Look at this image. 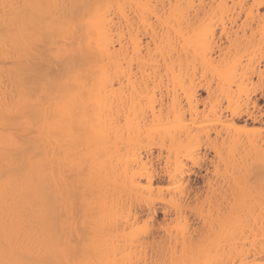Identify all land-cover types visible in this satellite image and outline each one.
I'll use <instances>...</instances> for the list:
<instances>
[{"label": "bare ground", "instance_id": "obj_1", "mask_svg": "<svg viewBox=\"0 0 264 264\" xmlns=\"http://www.w3.org/2000/svg\"><path fill=\"white\" fill-rule=\"evenodd\" d=\"M61 3L67 45L0 43V264H264V187L251 221L248 189L235 186L247 179L230 172L240 146L264 172V135L231 125L261 121L264 90L253 80L264 79V0ZM161 86L165 112L154 105ZM161 149L174 166L165 172L154 165ZM202 149L232 154L235 187L228 177L223 212L209 195L206 210L217 214L202 215L198 232L187 217L199 209L182 188L194 170L183 159ZM158 210L169 222L156 224Z\"/></svg>", "mask_w": 264, "mask_h": 264}, {"label": "rangeland", "instance_id": "obj_2", "mask_svg": "<svg viewBox=\"0 0 264 264\" xmlns=\"http://www.w3.org/2000/svg\"><path fill=\"white\" fill-rule=\"evenodd\" d=\"M17 1H18V3H17ZM25 1H27V0H25ZM56 1V2H55ZM29 0L28 2L29 3H27V5H24V0H0V43H1V45L2 46H4V47H9L10 45H12V44H16L17 43V45L19 46L20 45V42H23L24 41V43L23 44H21L20 46H24V45H26V47L28 46V47H44V48H52V47H54V46H56V45H58V46H61L62 44H63V42H64V46H65V44L67 43H65V41H68L67 39L65 40V38L67 37L66 35V33H67V31L66 32H64V29L66 30L67 29V19L65 18V17H63V16H61V18L63 17V18H65V20H64V23L61 21V20H59L60 19V17H59V12L61 13V11L62 10H60L61 8L60 7H63L64 5H63V3H61L62 2V0ZM65 1V0H64ZM21 2H22V4H21ZM50 2V3H49ZM60 2V3H59ZM53 3V4H52ZM28 5H31V6H28ZM53 5H56V6H53ZM58 5V6H57ZM63 5V6H62ZM25 6V7H24ZM264 6V5H263ZM263 6H260V8L261 9H259L261 12L264 10V7ZM26 7H28V8H26ZM52 7H53V9H55V10H53L52 9ZM55 7V8H54ZM263 7V8H262ZM51 8V9H50ZM59 8V9H58ZM64 8V7H63ZM13 9H15V13L13 12L14 10ZM52 10L54 11V12H52ZM60 10V11H59ZM64 11L63 12H65V9H63ZM55 11H57V12H55ZM50 12H52V14H51V16H55V15H58V16H55V18L53 17H51V16H49V14H50ZM14 13V14H13ZM55 14V15H54ZM60 15H62V14H60ZM64 15H65V13H64ZM31 16L33 17V18H31ZM49 16V17H48ZM36 19L37 20V22L36 21H34L33 19ZM57 18H59V19H57ZM30 19V20H29ZM31 19H32V21H31ZM48 19H50L49 21H48ZM55 19V20H54ZM53 21L54 20V22L53 23H50V21ZM58 20V22H56ZM30 21V22H29ZM34 21V23L35 24H32L31 22H33ZM39 21V22H38ZM49 23H48V22ZM62 22V24H61V22ZM66 21V22H65ZM19 22H21V23H19ZM23 22H26V23H23ZM43 22V23H42ZM18 23H19V25H18ZM40 25H39V24ZM45 23H47L46 25H45ZM54 23H56L55 24V27H54ZM22 24V25H21ZM24 24H26V26H27V28H26V26L24 25ZM28 24V25H27ZM30 24H32V25H30ZM44 24V25H43ZM50 24H52V25H50ZM23 27H21V26ZM37 25H39V26H37ZM43 25V26H42ZM58 25V26H57ZM61 25H63V26H61ZM64 25H66V28H65V26ZM20 28H19V27ZM34 26H35V28H34ZM37 26V27H36ZM52 26V27H51ZM24 27H25V29H24ZM28 27H29V29H28ZM41 29H40V28ZM56 27L57 28H61V30L60 29H56ZM9 28V29H8ZM19 28V29H18ZM32 28V29H31ZM38 28V29H37ZM62 28H64V29H62ZM21 29V30H20ZM27 29V30H26ZM17 30L19 31V32H17ZM23 32L25 33V32H27V33H25V34H23ZM60 32V33H59ZM63 32V33H62ZM18 34V35H17ZM64 34H65V36H64ZM218 34V33H217ZM22 37H21V36ZM256 37H258V36H256ZM224 38V37H223ZM222 38V39H223ZM262 38V40L260 39V37H259V39L262 41V43L264 42V37H261ZM221 39V40H222ZM257 39V38H256ZM56 40V41H55ZM226 39H223L222 40V43H224V44H226L227 43V40L225 41ZM16 41H18V42H16ZM54 41H55V43H54ZM13 42V43H12ZM53 42V43H52ZM257 42V41H256ZM29 43V44H28ZM37 43V45L38 44H40V45H35V44ZM54 44V45H52V44ZM254 43H255V40H254ZM4 44V45H3ZM31 44V45H30ZM34 44V45H33ZM255 44H258V45H260L261 43H260V41L258 42V43H255ZM0 45V46H1ZM44 45V46H43ZM67 45V44H66ZM257 46V45H256ZM264 45L262 44L261 45V51L263 50L264 51V47H263ZM260 47V46H259ZM262 53H264V52H262ZM261 64H262V66H263V63L261 62ZM261 66V67H262ZM260 81L261 80H257L256 81V79H254L253 80V82L254 83H256V85H258L257 86V89H259L260 90V88H261V90L263 89L264 90V83L262 84V82H264V79L261 81V83H260ZM253 83V84H254ZM215 84V83H214ZM252 84V85H253ZM211 85H213V82L211 83ZM216 85V84H215ZM255 84H254V86H253V88L256 86ZM263 85V86H262ZM251 86V85H250ZM261 86V87H260ZM160 87V86H159ZM162 88H160V90H161V93H160V90H159V88L157 89V90H159L158 92L160 93H158L157 92V90H155V97H156V95H157V97H158V94H159V97H162V100H161V98H155L156 100V102H154V105H156L155 106V108L157 109V107H159V108H161L162 106L161 105H164L163 104V101H164V103H165V100L168 98V96H166L165 95V88L163 87V86H161ZM213 87H214V85H213ZM212 87V88H213ZM215 87H217V86H215ZM215 87L213 88V90L215 89ZM252 87V86H251ZM163 89V90H162ZM256 89V88H255ZM259 90H256L257 92L259 91ZM218 91V90H217ZM157 92V93H156ZM162 92H164L163 94H162ZM162 94V95H161ZM198 94H199V96H202V97H204L205 96V92L203 91V90H200L199 89V91H198ZM214 94H215V92H214ZM216 95H219L218 93L216 94ZM213 96H215V95H213ZM221 96V95H220ZM164 97H167V98H165L164 99ZM218 97V96H217ZM253 97V96H252ZM214 98V97H213ZM212 98V99H213ZM216 98V97H215ZM219 98V97H218ZM221 99L223 98V97H220ZM217 99L218 100V105H219V101L221 100V99ZM160 100V101H159ZM182 100H184V99H182ZM213 100H215V99H213ZM223 100L224 101H220V107L219 108H221V107H225V106H222V104H224L225 105V98H223ZM169 101V98L167 99V102ZM160 102V103H159ZM162 102V103H161ZM182 102H184V101H181V104H183V106H184V108L186 109L187 107H186V104H185V102L184 103H182ZM217 102V101H216ZM216 102H214L213 101V103H215V104H217ZM159 103V104H158ZM161 104V105H160ZM185 104V105H184ZM154 105H153V108H154ZM165 106L166 105H164L163 107L165 108ZM201 107H202V105H200ZM199 106V107H200ZM258 106V107H257ZM257 106H256V108L254 109V111H256L255 113L256 114H261V121H259V122H255V123H253V122H250V120H244V119H242V120H240V119H235V121L233 122V124L231 123V125L232 126H234L233 128L236 130V131H240V133L239 134H242V133H244V132H246V131H248V133H246V134H249L250 132H252V134L255 136V137H258L259 135L260 136H262V135H264V98L262 99V100H260L259 102H258V104H257ZM162 107V112H165V111H163V108ZM154 108V109H155ZM221 109H223V108H221ZM156 112H157V110H155ZM258 112V113H257ZM188 114V113H187ZM186 118H188L187 117V115H186ZM245 121V122H244ZM228 123H229V121H228ZM229 125V124H228ZM230 127V126H229ZM237 128V129H236ZM232 129V127H230V131H232L231 130ZM235 132V131H234ZM245 134V133H244ZM249 135H251V134H249ZM252 135V136H253ZM167 143V142H166ZM220 143V142H219ZM218 143V144H219ZM217 144V147L218 146H220V144L218 145ZM222 145H224V144H222ZM221 145V146H222ZM166 146H167V144H166ZM221 146H220V149L219 150H221L222 148H221ZM164 147H165V145H164ZM244 147V146H243ZM167 149H168V147H166ZM165 148V149H166ZM238 148V147H237ZM240 149H242V146H240L239 147ZM238 148V149H239ZM244 148H247V147H244ZM243 148V149H244ZM240 149L238 150V151H240ZM242 149V151L243 152H245L244 154H241V152H239L238 153V151L237 152H234V154L235 155H237L236 157H238L236 160H237V165H238V168H237V166H236V163L233 161V160H235L233 157H231V155L229 156V157H226L225 158V156H228L226 153V155L224 156L223 155V158H225V160H226V162H225V160L224 159H216L215 157H214V151H212L211 149H202V150H200L199 151V154H198V156H197V154H196V152H195V158L194 159H192L191 160V158L190 159H183V166H185V168H184V170H186L187 168H189V169H193L194 170V173L193 174H190V176H188V177H186L185 179H186V181H184V182H187V180H188V184H189V187H188V184H187V186L184 184V185H182V186H184V187H182V188H184L185 189V191H187L186 189H188V190H190L191 192H189V194H190V196H189V198L190 199H193V201L191 202L190 200V202H191V205H192V203H193V205L196 203V205H194V207L193 208H195V209H193V210H196V209H199L198 211L199 212H201L200 213V215H198L197 216V214L199 213H197L196 214V212H194L193 210L191 211V209L189 210V212L191 211V212H194L195 214H191V215H189V216H191V217H187V219H188V225L190 224V225H192L193 224V226H192V228L191 229H193V227H194V229H196V228H198L197 230H198V232H199V230H200V232H202V229H204V228H202L203 227V224L205 225V221H207L208 220V216H207V213H209V212H207V210L209 211V209H208V206L210 205L206 200H207V198L209 197V195L212 197V200L213 201H211V197H209V202H212L211 204L215 207V203H216V201L218 200V203L219 204H222L221 205V207H220V205L219 204H217V205H219V207H220V209H222V212L224 211L223 209H225V207H223V204H227V203H224V201H225V198H223V200H222V198H219V196H222V194L221 193H223L225 190H227L228 189V192L229 193H232L231 191H229V188H230V186L232 185V186H234L233 184H232V181H230L231 179H233V177H234V175L236 174V176H235V178L236 177H239V180H240V178H241V180L239 181V183H244V182H241L242 181V179H247V181H246V183H244L243 185L242 184H239V185H235V186H237V187H239V186H241V189H243V191H244V188H242V187H245L246 189L245 190H247L248 192H249V201L247 200V198H248V196H247V198H246V200L248 201V204H250V205H247V207L249 208L250 206V208H251V210H249V209H246V210H249L250 212H251V216H249V219L251 220L253 217L255 218L256 216L255 215H259V209L257 208V205H256V200H257V202H258V199H259V196H258V194H259V189H260V187H264V174H262V173H264V172H262L261 173V175L259 176L257 173H259V171L258 172H256V169L258 170V168H257V163H258V161H257V159H256V163L255 162H253L254 160V157H253V155H251L252 153H250L251 151H249V154L253 157L252 159H251V157L249 158L248 157V152H246V151H248V148H247V150L246 151H244ZM162 150V149H161ZM250 150V149H249ZM252 150V149H251ZM223 152L225 151L224 149L222 150ZM222 151H220V152H222ZM254 150H252V152H253ZM156 152H158V148L156 147V148H154V150H153V153H154V155H155V153ZM204 152V153H203ZM204 154V155H201V154ZM237 153V154H236ZM247 153V154H246ZM254 153V152H253ZM224 154V153H223ZM233 154V156H235ZM238 154H240V155H238ZM247 156H246V155ZM255 154V153H254ZM156 155H157V153H156ZM166 155H168L167 154V151L166 150H162V155H158V156H156V158L158 159H156L155 160V158H154V165L156 166V168H157V170H158V168H160V169H162L164 172H165V168L166 167H168V168H171V166H172V162L173 161H170L171 163V165L169 164V162H168V164L166 163V162H164V160L166 159L165 157H166ZM241 155H243V157L241 156ZM203 158H202V157ZM245 156L246 157H248V159L246 158L245 159ZM169 157V156H168ZM233 158V165L235 164V166H233L231 163H230V159L231 158ZM241 157V159L242 160H245V161H242V160H240L239 158ZM256 157V156H255ZM170 158V157H169ZM200 158V159H199ZM202 158V159H201ZM213 158V159H212ZM215 158V159H214ZM173 159V158H172ZM197 159H199V160H197ZM249 159H251V161H249ZM170 160H171V158H170ZM230 160V161H229ZM247 160V161H246ZM156 161V162H155ZM166 161V160H165ZM225 163H224V162ZM158 162V163H157ZM175 162V161H174ZM230 163V164H228V163ZM238 162H239V164H238ZM241 162H243V165H241L242 163ZM246 162H247V165H246ZM248 162H251L250 163V165H249V163ZM177 163V162H176ZM225 165H224V164ZM241 163V164H240ZM256 165H255V164ZM158 164H159V166H158ZM164 164H167V165H165L164 166ZM181 164V163H180ZM220 164H222V166L220 165ZM244 164H245V167L247 166H249L247 169H249L248 170V172L246 173L245 171L247 170L246 168H243L244 170V173H243V171H242V169H241V172H239V169H240V165L241 166H244ZM253 165V167H252V165ZM173 165H174V163H173ZM177 165H179V162L177 163ZM182 165V164H181ZM202 165H203V167H202ZM224 165V166H223ZM226 165H228L229 167H230V165H232L231 167H230V172H231V170L233 169V170H238V172L237 171H233L235 174H230L231 176H229V173H226V172H228V170H229V168L226 166ZM170 166V167H169ZM175 166H176V164H175ZM199 166V167H198ZM174 166H172V168H173ZM224 167V168H223ZM227 167V168H226ZM234 167H235V169H234ZM251 167H252V169H251ZM256 167V168H255ZM171 168V169H172ZM159 169V171L161 172V173H164V172H162L161 170ZM167 170H170V169H167ZM225 172H224V171ZM260 170H262V169H260ZM263 171H264V169H263ZM237 173H242L243 174V176H242V174H239L240 176H242V177H240L239 175L237 176ZM227 174H228V176H227ZM248 174V176H245L244 177V175H247ZM225 175V176H224ZM233 175V176H232ZM164 176L165 175H161L160 177L162 178H160V180H157L156 181V183L157 182H159L157 185H159V186H161V185H164V181H165V183L167 182V180L164 178ZM227 176V177H226ZM262 176V177H261ZM230 179H229V178ZM247 177V178H246ZM227 178H228V180L231 182H227ZM245 179H244V181H245ZM235 181V180H234ZM233 181V182H234ZM227 183H228V186H227ZM230 183V184H229ZM235 183V182H234ZM236 183H237V180H236ZM261 184V185H260ZM263 185V186H262ZM227 186V187H226ZM231 186V187H232ZM234 186V187H235ZM246 186H248V188L246 187ZM185 187H187V188H185ZM177 188V187H176ZM190 188V189H189ZM223 188L225 189L223 192H222V190H223ZM184 189H182V190H184ZM231 189V188H230ZM233 189V188H232ZM263 189V188H262ZM177 190V189H176ZM181 190V192H184V191H182ZM220 190V191H219ZM234 190V189H233ZM235 190H236V188H235ZM261 190V189H260ZM179 191H180V187H179ZM218 191L220 192L219 193V195H216V194H218ZM214 193V195H213V193ZM225 192H227V191H225ZM224 192V193H225ZM227 192V193H228ZM244 192H246V191H244ZM187 193H188V191H187ZM212 193V194H211ZM224 193H223V195H224ZM229 193H228V195H229ZM221 194V195H220ZM226 194V193H225ZM247 194V193H246ZM228 195L226 194V196L228 197ZM248 195V194H247ZM213 196H214V199H213ZM225 196V197H226ZM230 196V195H229ZM258 198H257V197ZM217 197V198H216ZM217 200H216V199ZM221 199L222 200V202L223 203H220L221 202V200H219V199ZM229 199V198H228ZM231 199V198H230ZM230 199L228 200L229 202H230ZM194 200L196 201L195 203H194ZM227 200V199H226ZM215 201V202H214ZM227 201V202H228ZM197 202L199 203L198 205H197ZM226 202V201H225ZM200 203H202V207L200 208V206H201V204ZM208 204V205H206V204ZM252 203H253V205L255 204V208L254 207H252ZM247 204V203H246ZM189 206H190V204H189ZM197 206V207H196ZM225 206V205H224ZM227 206V205H226ZM213 207V208H214ZM219 207H216L217 208V211L219 210ZM204 209V210H203ZM207 209V210H206ZM255 209V210H254ZM258 209V210H257ZM205 210H206V212H205ZM216 209L214 208V211H215ZM203 211V212H202ZM221 210H219L218 211V213L220 212ZM248 211V212H249ZM254 211L255 212H257L258 214H255L254 215ZM190 212V213H191ZM205 212V213H204ZM212 212V213H211ZM211 212L209 213V214H211L212 216L214 215V216H216L215 215V213H216V211L215 212H213V210L211 209ZM221 212V213H222ZM248 212H246V214H249ZM163 211L162 210H158V212H157V214H156V220H155V222H156V224H158L159 223V225H161L160 224V222L162 221H166L167 219H168V217H166V219L163 217ZM214 213V214H213ZM208 214V215H209ZM217 214V213H216ZM194 215V216H193ZM202 215H206V217L205 216H202ZM252 215H253V217H252ZM200 216V217H199ZM212 216L210 217L209 216V220H211L212 219ZM170 217V216H169ZM199 217V218H198ZM203 217H205L207 220H205ZM248 217V216H247ZM246 217V219H247V222L249 221L248 220V218ZM252 217V218H251ZM259 217V216H258ZM258 217H256V218H258ZM205 220V221H203V219ZM260 218V217H259ZM165 219V220H164ZM202 219V220H201ZM214 219V218H213ZM190 220V221H189ZM256 220H258V219H255V222H256V224H254V225H257V222L258 221H256ZM168 221V220H167ZM252 221V220H251ZM259 221H260V219H259ZM161 222V223H162ZM169 222V221H168ZM165 223V222H164ZM207 223H209V221L207 222ZM260 223V222H259ZM163 224V223H162ZM189 225V227H191ZM208 225V224H207ZM249 225H251V223H249L248 224V226ZM157 226V225H156ZM206 226V225H205ZM253 226V225H252ZM159 227V226H158ZM160 227H162V226H160ZM160 227L159 228H156V229H158L157 230V232L159 233V234H162L161 232H162V230H163V227H162V230L160 229ZM254 227H256V226H254ZM254 227H251L252 229H254ZM200 228V229H199Z\"/></svg>", "mask_w": 264, "mask_h": 264}]
</instances>
